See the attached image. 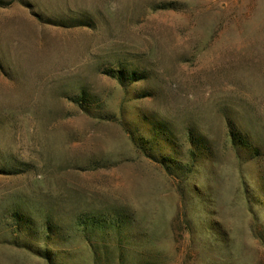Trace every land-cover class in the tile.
Masks as SVG:
<instances>
[{
    "label": "rangeland",
    "instance_id": "374dc122",
    "mask_svg": "<svg viewBox=\"0 0 264 264\" xmlns=\"http://www.w3.org/2000/svg\"><path fill=\"white\" fill-rule=\"evenodd\" d=\"M0 264H264V0H0Z\"/></svg>",
    "mask_w": 264,
    "mask_h": 264
},
{
    "label": "trees",
    "instance_id": "16d2710c",
    "mask_svg": "<svg viewBox=\"0 0 264 264\" xmlns=\"http://www.w3.org/2000/svg\"><path fill=\"white\" fill-rule=\"evenodd\" d=\"M110 74H112L113 76H121L122 77V75H123V72L122 71H117V72H115V71H113L112 73H110ZM132 78H135L134 77V74L132 75ZM231 134H232V136H233V141H234V143H235V145L238 147V145H241V146H246V147H248L249 146V142H248V139H247V137L245 136H241L240 134H237V133H235L234 132V128L231 126ZM163 162V164H165L168 168H169V166L171 167V165H169V162L167 163V161H162ZM103 223H104V221H101V226H103ZM119 226V225H118Z\"/></svg>",
    "mask_w": 264,
    "mask_h": 264
}]
</instances>
